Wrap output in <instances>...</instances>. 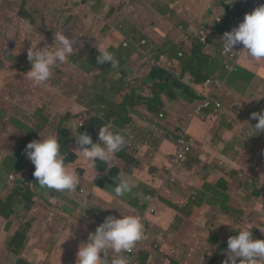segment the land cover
Listing matches in <instances>:
<instances>
[{"label":"rangeland","instance_id":"1","mask_svg":"<svg viewBox=\"0 0 264 264\" xmlns=\"http://www.w3.org/2000/svg\"><path fill=\"white\" fill-rule=\"evenodd\" d=\"M27 1L31 5L29 6L26 2V4H21V9H19L16 1L0 0V178L6 171L8 174L21 176L23 173L19 170L31 163L29 159L14 161L19 148L24 152L25 145L28 144L25 137L28 135L33 137V135L40 136V133L43 135L55 134L61 142H68L69 149L66 156L68 157L71 153L76 155L74 153L75 136L72 129L78 130L80 125L81 127L89 126L94 119L103 120L99 122L102 125L106 124L105 116L109 117L111 112L116 111L119 107V105L113 107V95L120 94L122 96L120 105L122 108L133 91L125 86L124 90L120 92L118 90L120 87L115 83L116 78L113 79L114 71L111 69L109 76H105L99 69H92L87 62V57L90 56L92 50H97L103 44L114 53L119 62L126 63L124 65L119 63V67L130 74L129 63L136 64L137 58L140 57V53L135 48H143L137 27L131 26L128 21L123 22V20H118L113 24V9H115L113 2L106 0ZM155 1L152 16L134 19L142 21L141 25L145 30H149L153 24L158 25L159 21H163L159 16L163 12V4L160 0ZM122 4L125 5L126 2L122 1ZM22 13L28 14L27 18L35 21L27 22L26 18L19 17ZM165 14H169V11H166ZM244 17L239 16L238 19L241 20ZM120 23H122L121 26ZM179 26L182 27L179 28ZM179 26L176 29L182 34L185 32L188 36L190 25ZM57 31H63L70 40L75 41L73 45L75 52L69 58V63L58 65L53 69V75L46 84L35 86L32 81L25 77L31 68L27 58V50L31 47V43L39 44L41 42L38 45L41 48L45 45L54 46V34ZM126 40L133 46H126ZM179 42L182 43V38ZM182 45L186 47L185 44ZM184 56L183 63H187L190 56L189 58L185 54ZM247 59L254 64L261 65L263 71L259 74L264 77V62L259 64L251 58ZM107 66L109 67V64ZM140 81L149 84L165 82L163 74L155 77L145 75ZM238 99L247 106V110L245 115L235 117L233 124L239 130L241 124L246 126L247 128L240 131L241 135H244L249 132L250 127L254 128L258 123V120H253L251 115L254 112L264 110V104L261 108L257 107L264 103V96L257 98L252 104L243 98ZM41 103L43 106L37 110ZM116 114L118 113L116 112ZM17 117L18 126L22 133L12 130ZM115 117L117 120H121L118 115ZM188 122L190 134L195 137L192 139V145L197 149L195 141L204 139L205 135L209 133L208 129L213 128L212 121L203 119L188 120ZM111 123L113 124V121ZM218 123L221 127L226 128L222 118L219 119ZM94 125L97 124L94 123ZM199 127L202 128V131L198 130ZM210 140L213 144L219 143L217 139ZM197 144L199 145L198 142ZM246 153L250 155V161H247L243 156L236 155L232 149L227 151L226 156L233 162V165L237 166V169L230 167L231 170H229L227 165L220 166L223 169V174L219 179L221 184L216 188V196L213 195L212 198L209 197L208 199L218 210L211 209L208 213L223 215L233 221L230 222L232 226L226 227L229 230H238L242 221L251 222L252 228L264 226V196L258 199L257 197L252 198L253 194L251 195L256 187L264 184V153L257 152L250 144L246 146ZM85 161L80 157L76 163L68 166L76 169ZM255 163L257 166L253 169L252 167L255 166L252 164ZM236 175L242 176L245 179V184L249 183L246 188L250 199L246 197L242 206L234 204L223 187ZM173 178V181L172 179L165 180L162 187L186 196L188 192L177 187L179 178L176 175ZM180 180L183 181L182 176H180ZM1 181L0 195L5 198L11 192V187L7 185L6 181ZM263 189L264 186L262 192ZM129 194L143 198L138 191H132ZM148 195L152 194H147L144 197L142 205L138 209L143 214L148 213L152 205L147 200ZM15 201L13 218L8 221L0 218V225L8 226L7 229L2 228L0 231V264H40L42 258L35 255L34 252H29L32 241L36 242V250L43 255L44 260H47L46 264H50L59 256L58 264H64L63 256L70 259L68 252L77 253L80 244L87 241L89 232H95V214L110 209L106 204H103L97 210H91L90 206L74 203L71 198L67 199L70 207H63V204L66 205L63 201H55L53 208L52 204H48L49 201H46L45 204V201L40 198L39 203L33 206L29 212V215L41 213L38 225L32 228L29 235L30 241L27 234L29 229L26 226L29 215L25 216L24 201L20 198L15 199ZM14 219H17L20 226H16ZM206 220L209 221V218L207 217ZM202 225L205 224L202 223ZM218 226L211 225V230L215 232L213 233L215 238L211 236L203 250L193 253L182 251L166 254H153L154 251L150 250L147 253L149 252L153 256L149 264H224L227 249L222 245L227 243L231 232L227 229V233H223L217 229ZM219 227L226 231L225 227ZM23 230L28 239H26L27 243H25L24 250H22L21 255L11 254L7 247L15 236ZM150 244H153L154 247V243L151 242ZM141 246L142 243L139 241L135 249L138 250ZM160 246L161 244L158 245V248ZM136 252L138 254V251ZM72 264H76L74 259H72Z\"/></svg>","mask_w":264,"mask_h":264},{"label":"crops","instance_id":"2","mask_svg":"<svg viewBox=\"0 0 264 264\" xmlns=\"http://www.w3.org/2000/svg\"><path fill=\"white\" fill-rule=\"evenodd\" d=\"M106 1L113 2L115 6V9H113V24L118 20L128 21L131 26L138 28L137 32L143 44V48H135L140 53V57L137 58L136 64L129 63L131 70L128 77L132 76L135 78L137 76L136 78L141 80L145 75L155 77L163 74L165 82L161 83H165L167 88V91L162 93L157 99L154 96V90L156 85L160 83L152 82L149 84L140 81L135 85L134 89H131L133 91L122 109H120L122 96L120 94L113 95V107L119 105L118 109L113 112V125L115 129L120 130L125 135L126 143L124 146L130 149L137 167L130 174H127L123 171V163L120 166L115 160L108 164L96 161L94 167H91L89 162L85 161L78 165L76 169L70 168V170H75L78 173L80 179L79 185L73 192H57L52 189L41 188L39 184L36 186L34 184L30 185L32 191L45 203L49 201L53 208L55 201H63L66 204H63V207H70V203L67 202L68 198H71L74 203H79V205L90 206L91 210H97V208L106 203L110 209L102 213H96L94 216L96 227L107 216L113 215L117 218H122L121 212L133 214L138 211L142 205V200L147 194L155 195L161 189L168 174L166 168L169 167L171 158L177 152V137L174 134V127L164 118L159 119L158 114H170L177 120L183 121L188 127H190L188 120L205 119L203 114L197 112V107L202 102V93L206 92L208 98L214 93L218 101L221 95L218 92L228 78L227 72L229 70L226 68L228 62L225 55L222 54L221 44H223V41L221 39L225 32L236 28L243 21L244 18L239 20V16H245V14L251 13L256 8L255 0H160L164 9L159 16L163 21H159L158 25L153 24L149 30H145L141 25L143 22L134 19L137 17L144 19V16H152L155 0ZM122 1H125L126 4L123 5ZM166 11H169V14H165ZM121 24L119 25L121 26ZM185 24L190 25L189 34L191 30L207 31L210 35L209 45H198L200 40L196 44L183 43V34L176 27ZM180 38H182V43L179 42ZM126 44L133 46L127 40ZM180 44H185L186 47L182 49L177 47ZM241 50L242 45L234 47L236 52H241ZM181 52L188 58L190 56V60L187 63H183L185 56L183 58L179 57ZM162 53L166 54L170 60H173L175 65L169 67L167 66L169 62L163 61V63L160 61L159 54ZM246 59L245 55V58L240 63L242 68H239L238 74L234 77L230 87L226 88L225 101L232 98H243L246 100L247 97L250 100V97L254 95L264 96V77L259 74L263 69L261 65L254 64L248 59L245 62ZM119 63L120 65L126 64L122 61ZM213 75L217 76L215 77L217 80H215L214 85L212 84L207 88L201 77L207 79L214 77ZM115 83L120 87L118 89L120 92L124 90L125 86L129 88L124 80H118ZM148 97L153 99H148ZM116 112L122 115L126 114L130 121L125 122L119 115L118 117L121 120H117L115 117ZM99 121L102 122L103 120ZM99 121L93 120L94 123L101 124ZM211 124L213 128H209V133L205 135L204 139L198 141L199 148L196 149L197 154L192 166L188 167L187 164L184 168H179L175 171L176 177L179 178L177 187L186 190L188 194L182 196L163 188L159 194V200L155 202V207L166 205L167 211L169 210L171 214L175 212L177 218L180 219L174 223L171 237L178 232L188 233L194 229L193 223L204 227L205 225H202V223L206 224L207 221L205 214L207 216L211 209L218 211L213 204L208 205V199L209 197L212 198L213 195L216 196V188L221 184L219 179H221L223 169L220 166L227 165L229 170L237 169V166L233 165V162L226 156L229 149L235 148L232 151L236 155L245 157L247 161H250V155L246 153L248 144L259 153L264 149V139L255 141V138L250 136V132L241 135L240 131L247 128L242 124L240 130L234 124L229 130L227 128H230V125H227L222 134L223 140L218 144H213L210 139L214 140L218 136L221 125L216 120L212 121ZM153 125H156V128H153ZM12 130L22 133L19 126H14ZM198 130L202 131V128L199 127ZM33 136L34 138H30L31 136L25 137V140L30 143L40 139V136ZM26 146L27 144L25 148ZM238 150L241 151L240 154ZM22 159L28 158L19 148L15 154L14 161ZM78 159V154L74 155L71 153L68 157L65 156V163L72 165ZM33 166L32 163H29L24 167H28L31 170ZM252 166H255L252 167L255 169L257 165L255 163ZM22 169L23 167L20 170ZM180 176L183 177V181L180 180ZM116 177L130 179L133 184L132 191H138L143 198L131 196L129 193L121 198H115ZM248 184H245V179L242 176L236 175L223 187L232 202L242 206L246 197L250 199L246 188ZM263 186L264 184H261L258 188L256 187V191L262 192ZM262 193L264 194V189ZM200 196L203 197L205 203L203 204L202 201L201 206H197L193 202L198 200ZM189 197H191L190 201L194 206L193 210L180 206V203ZM169 203H172L173 206L169 205ZM40 216L41 213H36L28 217L26 226L29 229L27 234L30 241L29 235L32 228L38 225ZM14 223H16L17 227L20 226L17 219H14ZM7 227L6 225H0V231L2 228L7 229ZM151 229L152 226L150 231ZM35 245L36 242L32 241L29 252H34L35 255L42 258L40 264H46L47 260L43 259V255L36 250ZM22 252L18 255H21ZM68 255L70 259L63 256L64 264H72V259L77 262V253L69 251ZM112 255L110 253V258H112ZM59 257L52 260L50 264H58Z\"/></svg>","mask_w":264,"mask_h":264},{"label":"clouds","instance_id":"3","mask_svg":"<svg viewBox=\"0 0 264 264\" xmlns=\"http://www.w3.org/2000/svg\"><path fill=\"white\" fill-rule=\"evenodd\" d=\"M255 2L256 6H259L262 1L257 2L255 0ZM221 40L223 41L222 54L225 55L228 62L226 65L229 70L227 72L228 78L222 86L223 89L218 92L221 93L218 101L214 93L209 98L210 109H200L204 104V100L208 98L206 92L202 93V102L198 105L197 112L203 114L205 118L211 114L221 113L226 109L229 110L230 117L233 118V111L229 108L230 105L244 107V110L237 117L246 113L247 106L240 102L238 98L225 101L226 88L230 87L234 77L238 74H233V72H237L235 66H241L240 63L245 55L257 62L264 61V4L255 8L251 13L245 14L238 27L225 32ZM74 43L75 41L70 40L63 31H57L54 34V46L45 45L41 48L38 47L39 44L31 43V47L27 50V58L31 64V69L25 77L32 81L35 86L46 84L52 77L55 67L70 62L69 58L75 52ZM238 45H242L241 52L234 51V47ZM97 51L99 53L97 64H109L113 70L118 69L119 61L112 51L103 44L97 48ZM228 53L236 54L234 63ZM207 79L201 77V80L209 88L212 84L207 83ZM259 97L263 98L261 95H254L250 97V100L247 97L245 101L252 104ZM148 99L153 98L148 97ZM263 104L257 107L261 108ZM251 118L258 120V123L254 128H249L250 136H253L255 141L264 139V110L252 113ZM79 128L78 130L71 128L76 144L74 153L78 154V158L82 157L88 161L91 167L95 166L96 161L108 164L113 160L121 166L122 162L116 158V154L127 146H124L126 139L120 130L115 129L112 123L103 124L98 134L99 143H94L92 137L87 133L79 132ZM60 142L61 140L55 134L43 135L40 133V139L28 143L24 153L34 165L33 176L38 180L41 188L52 189L57 192H73L79 185L80 179L78 173L75 170H70L65 163V156L61 154ZM260 153H264V149ZM132 190L133 184L130 179L115 178V198H121L131 193ZM138 215L135 211L133 214L121 212L122 218L113 215L107 216L96 227L94 233L89 232L87 241L80 244L76 264H130L129 256L125 253H132L137 243L144 237V225L142 218ZM222 225L232 226L230 222ZM252 229L251 222L242 221L238 230H236L238 235L228 238L227 258L224 260V264H264V240H254ZM261 233H264V231H261ZM110 253L113 254L112 258H110ZM101 254H103V257Z\"/></svg>","mask_w":264,"mask_h":264},{"label":"trees","instance_id":"4","mask_svg":"<svg viewBox=\"0 0 264 264\" xmlns=\"http://www.w3.org/2000/svg\"><path fill=\"white\" fill-rule=\"evenodd\" d=\"M15 1L18 4L19 9H21V4H26V2H28L27 0H15ZM256 1L260 2V0H256ZM28 4H29V6L31 5V3H29V2H28ZM27 15L28 14L22 13L19 17L26 18L27 22L32 23L35 21V20L28 19ZM177 47H180L182 49L183 45H179ZM231 54H234V53H228L229 56ZM98 55H99V53L97 50H92L90 53V56L87 57V62L92 67V69H95V70L99 69L105 76L108 77L110 70L112 68L110 65L108 67L107 64H105V65L97 64V56ZM263 62L264 61H258L259 64H261ZM29 64H30V62H29ZM240 67L241 66H239V65L235 66L237 72H233L234 75H236L238 73ZM113 71H114L113 79L116 78V81L124 80L125 83L128 84L130 89H134L136 87L135 85L138 82H140V79H134L132 76L128 77V73L126 71H124L123 69H121L120 67H119V69H115ZM166 91H167L166 84L160 83L159 85H156V87H155L154 96L158 99L160 97V95ZM111 92L113 93V90H111ZM236 95L239 96L238 94H236ZM42 106H43V104L41 103L37 107V110L39 107H42ZM229 108L233 111V118L230 117L228 109H226L225 111H223L221 113L218 112V114L208 115L206 118H207V120H211V121L216 120L217 122L219 121V119L222 118L225 122L226 128H227V125H230V128L229 127L227 128L230 130L232 125H233L234 118L237 117L238 114H240L244 110V107L239 106V105H230ZM120 109H122V108H120ZM117 115L121 116V118L124 119L125 122L130 121V119L128 118V116L126 114L122 115L120 113H118V114L115 113V116H117ZM161 115L163 117H160ZM161 115L158 114L159 119L164 118L170 125H172L174 127L175 136L177 133H179L181 131V129L183 127H185V125H184L185 123H183V121L177 120L176 118H174L170 114L161 113ZM210 118H212V119H210ZM17 119H18V117L16 118V122H15L14 126H18ZM105 121L107 123H110L111 121H113V112H111V115L109 117H107V115L105 116ZM102 126H103L102 123L94 125V122H92L91 125L85 126L84 128H80L79 132L89 134L92 137L94 143H99L98 134H99V130ZM153 128H156V125H153ZM220 128H221V130L219 131L218 136L215 138L219 142L221 140H223L222 139V133L226 129L223 127H220ZM11 129H12V127H11ZM26 137H30V136L28 135ZM183 137L186 140L195 139V137L190 134V127L187 126V130L183 134ZM30 138H34V136L30 137ZM197 142L198 141H195L197 148H199V145L197 144ZM60 144H61V154L66 156L68 153V149H69L67 146L68 142L62 141V142H60ZM232 149L234 150L235 148H232ZM238 152H239V154L241 153V151H239V150H238ZM196 154H197L196 147L194 145H192V152L189 154V160L186 163V165L188 164V167L192 166ZM116 158L123 163V165H124L123 171L127 174H130L137 167V163L135 162V158H134L133 154L130 152V149L128 147H123V149L119 153L116 154ZM205 162H207V160H205ZM184 167H182V168H184ZM178 169L179 168H177V170ZM20 171L23 173L21 176L8 174V171H6L3 174V176L0 178V188L2 185L1 180L6 181L7 185H10V187H11V192L5 198H3L0 195V218L7 220V221L10 220L11 218H13V216H14V209H15L14 205L16 202L15 199L20 198L24 201L23 210L26 212L25 216H28L29 212L31 211L33 206H35L36 204L39 203L40 198L35 194V192L32 191L31 186H30L31 184H34L35 186L38 184V180L33 176V172L35 171L34 166L31 168V170L28 167H23V169ZM11 177H14V180H12ZM252 194H253V197H257L258 199H261L264 196V194L259 190H257V191L255 190ZM190 199H191V197H189L187 200L181 202L180 206L185 208V209L193 210L194 206H193L192 202L190 201ZM193 199H195V198H193ZM202 201L204 202V199H203V197L200 196L199 199L194 201L193 203L197 206H201ZM48 204H51V203L48 202ZM169 205L173 206L172 203H169ZM208 205H211V203L208 202ZM153 208H154L153 214L148 213L147 215H145V217L150 220L151 225L147 227L146 231L144 232V237L140 241V243H142V246L140 248H138V250L134 248L132 253L127 254V256H129V259H130V264H149L151 257L155 253L166 254L168 252L177 253V252H182V251L183 252L189 251V252L193 253V252H196L199 250H203L204 247L207 245V240L211 236H213V233H215V232H213V230H211V225L214 224V225H219V226H223L226 228L229 225H222V224H224L226 222H233L230 218H226L223 215L207 213V216L205 214V218L208 217L209 221L208 220L206 221L205 227H200V226L196 225V223H193L194 229H192L188 233L178 232V233H174V236L171 237L172 236V233H171L172 227H173L174 223L180 219L177 218L175 212L171 214L169 210L167 211L166 205H161L158 208L157 207H153ZM137 213L139 215H144L143 212H140L139 210L137 211ZM151 226H152V229L150 231ZM219 226L217 227V229L221 230V232H223V233H227V231L229 230L228 228H226V231H224ZM260 230L264 231V226L253 227L252 235H253L254 240H257V239L264 240V233H261ZM229 231L231 232V236L238 235L236 230L230 229ZM26 239H27L26 232L24 230L19 232L15 236V238L9 243V245L7 247L9 249V251H11L10 253L15 254V255L19 254L25 246ZM151 242L154 243V247H153V244H150ZM160 244H161V246H160V248H158V245H160ZM222 247L227 249V243L225 245H222ZM150 250L154 251V253L152 255H150L149 252L147 253V251H150ZM136 251H138V254ZM226 253H227V251H226ZM101 255L103 256V254H101Z\"/></svg>","mask_w":264,"mask_h":264},{"label":"built area","instance_id":"5","mask_svg":"<svg viewBox=\"0 0 264 264\" xmlns=\"http://www.w3.org/2000/svg\"><path fill=\"white\" fill-rule=\"evenodd\" d=\"M261 1H262L261 4H264V0H261ZM261 4L259 6H261ZM259 6H256V8L259 7ZM184 35L186 36V38H185ZM183 37H184L183 43H185V44H188V43L196 44L200 40L198 45H200V46H205L206 44L209 45L210 35L205 30H200V31H195V32L191 31L188 36L184 32ZM126 46H128V45L126 44ZM183 48H184V46H183ZM235 55L236 54H231L230 55L231 59H233V63L235 62V59H234ZM179 57L183 58L184 57V53L181 52L179 54ZM159 58H160V61H162V62L163 61L169 62V64L167 65L169 67H172V66L175 65V62L173 60H170L168 58V56L166 54H164V53L160 54ZM136 77L134 79H137ZM215 80H217V79L216 78H209V79H207V83H210V84L214 85ZM209 102H210L209 98L204 100V104H203L202 107H200V109H202V108L210 109L211 106H210ZM160 117H163V116L161 115ZM184 125L187 127L186 124H184ZM186 127H183L181 129V131L176 134V137H177V152L171 158L169 167L166 168V170L168 171V174H167L165 180H171L172 179V181H173L174 180L173 177L175 175V171L177 170V168L184 167L186 165V163L188 162V160H189V154L192 152V140H186L183 137V134L187 130ZM11 179L14 180V177H11ZM163 188L164 187H161V189L159 191H157V193L155 195H148L147 196V200L152 203V205H151V207L149 208V211H148L149 214H153L154 213V208L153 207H155V202L159 200V194H160V192L162 191ZM148 213H146L144 215H138V216H140L142 218V223L144 225V232L146 231L147 227L151 224L150 220L145 217V215H147ZM125 254H128V253H125Z\"/></svg>","mask_w":264,"mask_h":264},{"label":"water","instance_id":"6","mask_svg":"<svg viewBox=\"0 0 264 264\" xmlns=\"http://www.w3.org/2000/svg\"><path fill=\"white\" fill-rule=\"evenodd\" d=\"M238 27V26H237Z\"/></svg>","mask_w":264,"mask_h":264}]
</instances>
